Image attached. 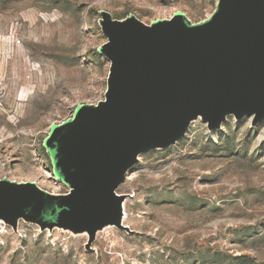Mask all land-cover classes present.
I'll return each mask as SVG.
<instances>
[{"label":"rangeland","instance_id":"obj_1","mask_svg":"<svg viewBox=\"0 0 264 264\" xmlns=\"http://www.w3.org/2000/svg\"><path fill=\"white\" fill-rule=\"evenodd\" d=\"M218 0H0V179L69 188L44 145L51 126L104 99L110 61L101 12L146 24L209 18ZM116 193L121 223L88 234L0 218V264H264V119L201 117L165 148L141 152Z\"/></svg>","mask_w":264,"mask_h":264},{"label":"water","instance_id":"obj_2","mask_svg":"<svg viewBox=\"0 0 264 264\" xmlns=\"http://www.w3.org/2000/svg\"><path fill=\"white\" fill-rule=\"evenodd\" d=\"M101 16L99 52L110 61L104 99L78 105L44 141L68 193L0 179L6 223L86 231V248L101 226L127 228L116 189L139 153L174 144L197 117L210 130L230 114L252 115L253 125L264 119V0H218L197 23L181 12L150 24Z\"/></svg>","mask_w":264,"mask_h":264},{"label":"bare ground","instance_id":"obj_3","mask_svg":"<svg viewBox=\"0 0 264 264\" xmlns=\"http://www.w3.org/2000/svg\"><path fill=\"white\" fill-rule=\"evenodd\" d=\"M248 116H250V115H248ZM195 120H196V118L193 119V120H191V122H192V121H195ZM127 172H129V171H127ZM123 208H124V204L121 203V204H120V212H121V215L124 213V209H123ZM85 232H86V231H85Z\"/></svg>","mask_w":264,"mask_h":264}]
</instances>
